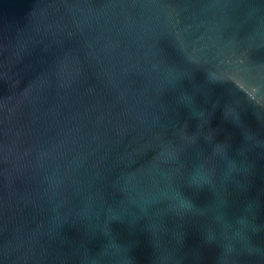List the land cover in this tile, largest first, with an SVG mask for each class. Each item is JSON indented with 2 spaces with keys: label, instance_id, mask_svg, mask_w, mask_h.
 Instances as JSON below:
<instances>
[{
  "label": "water",
  "instance_id": "95a60500",
  "mask_svg": "<svg viewBox=\"0 0 264 264\" xmlns=\"http://www.w3.org/2000/svg\"><path fill=\"white\" fill-rule=\"evenodd\" d=\"M0 264H264V0H0Z\"/></svg>",
  "mask_w": 264,
  "mask_h": 264
}]
</instances>
